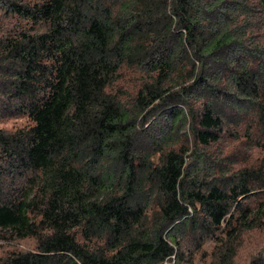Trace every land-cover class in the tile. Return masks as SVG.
Returning <instances> with one entry per match:
<instances>
[{
  "label": "trees",
  "instance_id": "1",
  "mask_svg": "<svg viewBox=\"0 0 264 264\" xmlns=\"http://www.w3.org/2000/svg\"><path fill=\"white\" fill-rule=\"evenodd\" d=\"M18 118L0 239L36 247L0 264H237L264 157L209 150L235 130L264 151V0H0V123Z\"/></svg>",
  "mask_w": 264,
  "mask_h": 264
},
{
  "label": "rangeland",
  "instance_id": "2",
  "mask_svg": "<svg viewBox=\"0 0 264 264\" xmlns=\"http://www.w3.org/2000/svg\"><path fill=\"white\" fill-rule=\"evenodd\" d=\"M137 76H134V78H136L135 81L138 82ZM29 123L30 122L27 119L18 118L10 120L6 123H0V128H3L8 132H14L19 129L27 128L30 125ZM243 132H245V130ZM232 133H236L235 130L227 133V135L223 139V142L216 145L212 150H209L210 153L214 155V153L216 154L221 150V148H223L226 157H229V159L238 158V163L240 162L239 164H237L238 166L246 163V160L250 162L249 164H251V166L256 165V163H258L257 161H262V158L264 157V151L248 149V147L245 145V141H235ZM253 239L255 241L251 244H248L246 248H244L237 261V264H249V258L252 255V251L264 241V231L261 234H256ZM35 247L36 243L33 239H26L24 241H6L0 239V258H5L12 253L34 251ZM165 264L174 263L168 262Z\"/></svg>",
  "mask_w": 264,
  "mask_h": 264
}]
</instances>
